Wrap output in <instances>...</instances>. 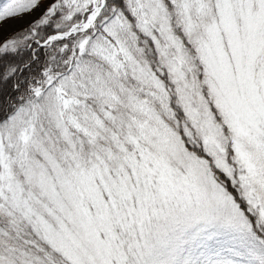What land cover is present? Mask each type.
Listing matches in <instances>:
<instances>
[{
  "label": "snow or ice",
  "instance_id": "obj_1",
  "mask_svg": "<svg viewBox=\"0 0 264 264\" xmlns=\"http://www.w3.org/2000/svg\"><path fill=\"white\" fill-rule=\"evenodd\" d=\"M0 264H264V0H0Z\"/></svg>",
  "mask_w": 264,
  "mask_h": 264
}]
</instances>
